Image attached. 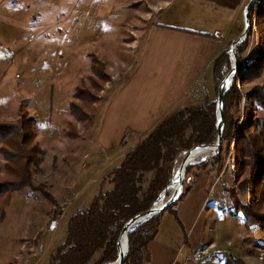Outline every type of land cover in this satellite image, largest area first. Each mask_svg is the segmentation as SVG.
I'll return each instance as SVG.
<instances>
[{
    "label": "rangeland",
    "instance_id": "obj_1",
    "mask_svg": "<svg viewBox=\"0 0 264 264\" xmlns=\"http://www.w3.org/2000/svg\"><path fill=\"white\" fill-rule=\"evenodd\" d=\"M143 10L140 0H0V119H17L20 109H27L36 118V138L42 150L32 173L33 185L0 198V264H48L66 238L70 217L100 189L113 186L106 174L125 154L112 158V149L97 143L105 99L93 103V123L88 127L70 113L69 102L81 81L91 84L88 76L94 55L105 62L111 75L106 61L122 64L139 57L141 47L133 53L127 45L132 38L125 23ZM255 26L254 22L245 57H253L259 48ZM111 80L104 82V88ZM263 83L264 69L260 76L245 85L238 82V86L243 92ZM104 88L99 91L101 96ZM200 93H209L203 102L218 97L216 86L201 88ZM247 102L243 96L234 108L240 121ZM232 149L233 144L204 185H195L203 169L191 173L190 188L174 206L191 204L183 220L171 209L161 213L157 236L180 240L175 257L168 262L157 256L158 248H150L145 264H181L186 256L195 264H225V251L248 263L264 261V233L257 223L245 227L244 215L230 191L237 188ZM208 154L196 153L191 161ZM176 162L178 167L181 160ZM3 166L0 153L2 174ZM151 176L149 172L147 179ZM237 196L245 202L250 192L239 189Z\"/></svg>",
    "mask_w": 264,
    "mask_h": 264
},
{
    "label": "trees",
    "instance_id": "obj_2",
    "mask_svg": "<svg viewBox=\"0 0 264 264\" xmlns=\"http://www.w3.org/2000/svg\"><path fill=\"white\" fill-rule=\"evenodd\" d=\"M250 12L249 34L237 44L239 66L235 81L224 95L222 146L218 152L209 153L207 158H199L187 166L186 186L179 199L189 189L194 169L208 167L216 170L223 154L229 152L233 144L234 180L238 188H230L234 204L242 211L247 229L257 223L264 233V83L243 92L238 86V82L245 85L260 76L264 69V0H255ZM254 22L259 48L253 57L250 54L245 57ZM92 59L88 76L91 84H87L85 79L81 81L69 102L70 113L87 127L93 123L90 111L93 103L100 100L99 91L104 88V82L112 78L98 55ZM231 66L229 47H226L214 60L213 76L217 90ZM243 96L248 102L244 105L240 121L234 108L240 105ZM216 102L189 103L175 109L130 148L122 162L106 174L113 186L105 191L100 189L88 205L70 217L66 238L51 254L48 264H105L115 261L118 258L117 239L123 224L158 198L178 169L176 161H180L197 142L216 141ZM35 121L36 118L23 107L17 119H0V153L5 170L3 174L0 171V198L33 185L32 173L37 170L42 152L36 138ZM69 133L75 135L71 131ZM149 172L152 176L147 179ZM40 189L44 195L52 196L49 190ZM239 189L250 192L247 201L242 202L238 198ZM169 193L170 190L167 195ZM177 201L166 209H171L180 220L174 207ZM162 212L142 224H135L129 231L128 252L123 264H145L148 246L156 237ZM248 249L253 251L251 246ZM224 257L225 264H264V261L248 263L228 251L224 252Z\"/></svg>",
    "mask_w": 264,
    "mask_h": 264
},
{
    "label": "crops",
    "instance_id": "obj_3",
    "mask_svg": "<svg viewBox=\"0 0 264 264\" xmlns=\"http://www.w3.org/2000/svg\"><path fill=\"white\" fill-rule=\"evenodd\" d=\"M140 1L144 10L125 23L132 38L127 45L133 53L141 47L139 57L122 64L119 60L106 61L112 80L101 96L105 106L100 114L97 143L99 147L111 148L112 158L125 154L175 109L206 100L209 93L203 95L200 90L214 88V60L242 32L243 13L249 2ZM215 30L220 31L215 34ZM213 171L208 167L203 169L195 177V185H204L206 179L212 178ZM190 206L181 204L175 208L180 220L187 216ZM190 221L192 224L193 219ZM179 244L180 240L162 239L156 234L148 252L150 248H158L161 256H157L169 262ZM181 264H195V261L186 256Z\"/></svg>",
    "mask_w": 264,
    "mask_h": 264
},
{
    "label": "water",
    "instance_id": "obj_4",
    "mask_svg": "<svg viewBox=\"0 0 264 264\" xmlns=\"http://www.w3.org/2000/svg\"><path fill=\"white\" fill-rule=\"evenodd\" d=\"M255 0H249L246 4L243 19H244V27L240 35L232 40L230 44V54L232 59V66L231 68L224 74L219 86H218V97L216 102V126H217V138L214 142L208 141H200L196 144L192 145L183 155L181 162L178 166L174 177L172 178L171 182L164 188V190L159 194L158 198L150 205L146 210L141 211L130 219H128L122 226L121 231L119 233L117 239V251H118V258L113 261L115 264H123L124 258L128 252V245H129V237L128 233L133 228L135 224H142L143 221L148 220L154 215L159 214L161 211H164L169 205L173 204L177 201L182 193H183V180L186 175L187 166L193 161H190L192 156L198 150L205 148L210 149L209 153H216L220 150L222 143H223V135L225 130V121H224V95L225 93L231 88L235 81V75L238 71L239 66V58L237 53V44L245 40L249 34L250 27H251V12L250 7ZM232 76V81L228 84L229 77ZM207 157H203L205 159ZM177 174V178L175 176ZM174 185V188L171 187ZM180 187H182L180 191ZM170 190L169 195H167V191ZM163 200V202L157 206H155V202ZM127 238V247H124L123 238ZM111 262L105 263L109 264Z\"/></svg>",
    "mask_w": 264,
    "mask_h": 264
},
{
    "label": "bare ground",
    "instance_id": "obj_5",
    "mask_svg": "<svg viewBox=\"0 0 264 264\" xmlns=\"http://www.w3.org/2000/svg\"><path fill=\"white\" fill-rule=\"evenodd\" d=\"M232 79H233L232 76H230L229 79H228V84L231 83ZM209 151H210V149L202 148V149L198 150L197 152H195L194 155L196 153H204V152H209ZM193 156H192V158H193ZM192 158L190 159V161L192 160ZM176 178H177V174L175 176V179ZM173 188H174V185L171 187V189H173ZM180 189H181V187H180ZM162 202H163V200H159V201L155 202V206L161 204ZM123 244H124V247L126 248L127 247V238L126 237L123 238ZM109 264H115V262H112V263H109Z\"/></svg>",
    "mask_w": 264,
    "mask_h": 264
},
{
    "label": "built area",
    "instance_id": "obj_6",
    "mask_svg": "<svg viewBox=\"0 0 264 264\" xmlns=\"http://www.w3.org/2000/svg\"><path fill=\"white\" fill-rule=\"evenodd\" d=\"M220 30H215L214 33L215 34H218ZM177 160V159H176Z\"/></svg>",
    "mask_w": 264,
    "mask_h": 264
}]
</instances>
